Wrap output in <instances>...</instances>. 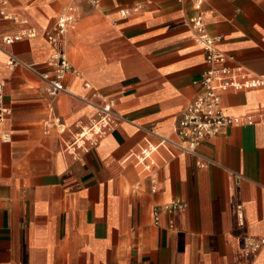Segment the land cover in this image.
<instances>
[{
    "label": "crops",
    "instance_id": "0c3cea01",
    "mask_svg": "<svg viewBox=\"0 0 264 264\" xmlns=\"http://www.w3.org/2000/svg\"><path fill=\"white\" fill-rule=\"evenodd\" d=\"M96 1L0 0V41L34 33L0 42L10 109L0 123V264H264V245L251 256L241 249L247 236L264 238V124L230 126L204 139L197 152L213 161L207 167L161 149L153 182L131 157L149 138L145 128L176 138L185 106L202 91L205 52L188 23L192 0ZM203 9L227 64L264 79V0H204ZM70 13L74 26L50 45L45 33ZM55 50L79 72L55 96L35 73L6 65L12 55L49 71L44 62ZM92 93L113 99L127 122L96 145L72 149L75 126L94 116L84 100ZM221 106L232 115L262 113L264 86L224 92ZM52 116L64 132L48 124ZM231 172L242 177L239 184ZM176 199L187 206L161 211L155 224L152 207Z\"/></svg>",
    "mask_w": 264,
    "mask_h": 264
},
{
    "label": "built area",
    "instance_id": "2783aa9c",
    "mask_svg": "<svg viewBox=\"0 0 264 264\" xmlns=\"http://www.w3.org/2000/svg\"><path fill=\"white\" fill-rule=\"evenodd\" d=\"M93 5H97L96 0H90ZM181 2L182 0H177ZM194 13L188 17V23L193 31L194 41L201 45L205 52L206 67L201 72L198 79L202 91L193 100L185 106L174 132L176 138L166 137L156 131L145 128L149 138L139 146L137 151L132 153L131 157L139 169L146 173L150 181H154V172L158 166L157 155L161 149L168 152L169 157L175 153H185L195 157L197 167H207L213 161L201 156L197 148L206 138L215 137L225 128L238 125L264 124V112L258 114L232 115L226 113L221 106V94L227 91H242L256 89L264 86V79L249 71L240 64H227L229 58L222 54L217 43L221 37L210 34L207 30L206 11L203 9L204 0H192ZM139 9L138 6L122 8L119 10L121 17H127ZM72 9H70L71 11ZM4 17L0 9V18ZM75 24V17L70 14L60 15L57 17L52 28L45 33V37L50 45H55L63 39L69 29ZM34 33L21 32L15 36H4L1 38L2 43H10L14 40L21 39L24 36H32ZM8 67L21 66L36 75L44 82L43 89L50 95L55 96L60 92H66L67 87L63 81L69 75H79L68 60L65 51L55 50L51 56L44 62L50 70L40 71L39 63H24L18 58L9 55L6 61ZM95 110L94 116L86 124H77L69 147L80 149L89 143L91 146L96 143L107 132L113 130L119 124L127 122V118L115 109L113 99L92 93L89 98H84ZM10 113L8 106L3 101V84L0 82V123ZM48 124L55 126L60 132L66 130L65 125L60 117L52 116ZM2 140H9L8 134L1 136ZM166 161V158L163 159ZM235 184L242 181V177L231 172ZM152 187V191H154ZM187 203L183 200L176 199L166 203L162 207L153 206L151 215L153 222L158 223L159 214L165 211L173 214L178 209H183ZM237 223H243L242 205L238 203L235 207ZM173 225V218L169 219V226ZM264 245V238H254L247 236L242 240L241 249L245 256H251L258 253Z\"/></svg>",
    "mask_w": 264,
    "mask_h": 264
}]
</instances>
